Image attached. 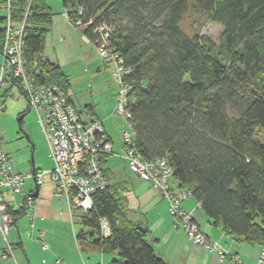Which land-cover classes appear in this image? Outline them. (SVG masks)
<instances>
[{"label": "trees", "instance_id": "trees-1", "mask_svg": "<svg viewBox=\"0 0 264 264\" xmlns=\"http://www.w3.org/2000/svg\"><path fill=\"white\" fill-rule=\"evenodd\" d=\"M63 1L69 20L80 17L90 41L100 38L97 25L109 27L110 47L127 70L121 81L129 87L128 122L140 157L164 158L170 182L189 191L218 232L264 247V0ZM11 5L15 18L26 6L32 13L24 56L29 67L38 63L37 82L68 93L67 74L42 55L50 7L45 0ZM187 12L219 22V42L188 34L181 26ZM4 21L0 15V55ZM7 81L4 97L13 85L23 93L18 81ZM121 190L109 183L92 194L91 208L73 207L81 225L77 239L114 254L106 264H168L155 253L148 228L128 218ZM23 214L13 210V221Z\"/></svg>", "mask_w": 264, "mask_h": 264}, {"label": "built area", "instance_id": "built-area-1", "mask_svg": "<svg viewBox=\"0 0 264 264\" xmlns=\"http://www.w3.org/2000/svg\"><path fill=\"white\" fill-rule=\"evenodd\" d=\"M0 9L5 10L3 23L4 34L1 45L0 60V99L7 79L18 81L28 101L29 109L37 112L40 126L47 137L50 154L53 159L51 168L22 172L14 167L11 155L0 147V235L4 241L2 257L12 254V246L8 240L9 229L13 223L12 211L24 210L32 220L35 210V198L29 194L16 201L13 196L21 191L26 179H32L36 185L43 182V175L48 174L55 184L54 195L65 196L73 207L87 210L92 207V194L109 185L101 167L102 157L112 153V143L103 130L102 121L92 116L76 102V98L65 92L55 83H39L37 77L40 68L36 61L28 66L24 56V39L31 25L32 13L28 6L22 16L15 18L11 13V0H4ZM69 8L65 7V16L70 19ZM80 13V10L77 11ZM72 23L78 27L85 24L80 17L73 18ZM100 38L92 42L99 57L106 63L114 65V75L118 76L120 91L117 95L115 112L123 115L128 121L130 113L126 109L127 84L121 79L127 73L121 66L119 55L108 42L109 27L99 24L94 28ZM10 77V78H9ZM4 108L0 100V111ZM128 125L132 128L131 123ZM121 136L124 144L123 157L139 178L147 180L153 187L161 191L168 202V210L183 227L188 237L195 244L203 245L219 259H223L228 251L221 244L209 237L202 224L190 211L181 208V202L189 195L184 188H173L171 185L172 169L164 158L143 160L134 147L133 132L123 130ZM200 206V203H197ZM100 230L103 235L109 232L108 222L100 218ZM32 224V222H31ZM45 248L46 244L41 243ZM236 264H264V247L260 248L256 261L245 262L236 255H231Z\"/></svg>", "mask_w": 264, "mask_h": 264}, {"label": "crops", "instance_id": "crops-1", "mask_svg": "<svg viewBox=\"0 0 264 264\" xmlns=\"http://www.w3.org/2000/svg\"><path fill=\"white\" fill-rule=\"evenodd\" d=\"M68 79V93L74 96V93L70 91V78ZM88 95L85 107L89 106L88 112L102 121L103 130L112 142V153L107 155L102 164L106 177L111 185L121 187L128 218L139 221L148 228L150 243L158 256L168 264H236L231 259V255H236L239 259L249 263L256 261L261 248L259 245L236 242L231 236L220 234L208 221L201 207L196 205L198 203L196 199L188 195L182 201L181 208L191 211L194 218L203 224L205 233L209 237L218 239L228 254L225 258L219 259L203 245L193 243L185 230L169 213L167 200L147 182L140 180L121 157L124 150L121 135L119 133L117 138L113 136L106 123L110 118L111 109L98 108L100 103L94 102L91 92ZM4 101L5 99L2 101L5 108ZM25 136L30 140L27 134ZM1 141L0 137V147ZM30 143L33 152L35 146L31 140ZM49 159L51 166L48 168H51L53 159L50 148ZM30 166L31 168L22 169L14 162V167L22 172L43 169L36 168L33 159L30 161ZM171 185L175 188L173 182ZM36 188L37 195L32 220L24 212L10 226L8 240L12 246V254L6 258L2 257L4 241L0 235V264H100L102 261V264H106L114 256L112 253L102 252L98 247L89 243V247L96 248L98 253L95 255L89 253L86 259L81 251L84 248L81 240L76 237L77 232L70 228L71 222L74 223L73 206L65 196L56 197L54 195L55 184L48 174L43 176V182L40 185L28 179L23 189L15 193L13 198L20 201L34 192ZM61 221L66 222L70 227H64L65 229L59 231L62 228L58 227ZM55 227L59 229L56 231ZM41 243H45L46 247L43 248Z\"/></svg>", "mask_w": 264, "mask_h": 264}, {"label": "rangeland", "instance_id": "rangeland-1", "mask_svg": "<svg viewBox=\"0 0 264 264\" xmlns=\"http://www.w3.org/2000/svg\"><path fill=\"white\" fill-rule=\"evenodd\" d=\"M45 1L52 11V21L43 37L42 55L58 62L61 69L70 78V91L74 93L75 98L80 100L76 99V102L83 108L86 98L89 96L88 93L91 92L94 102L96 104L100 103L98 108L103 110L111 109L110 118L106 123L108 130L113 133V136L117 138V135L119 133L121 135L123 130L132 132V128L128 125V121L123 115L115 112L120 84L118 76L114 75V65L104 62L97 54L94 44L84 40L80 27L73 24L65 16V4L63 0ZM4 13L5 10L0 9V15H4ZM181 26L188 34H206L215 42H219L222 25L219 22L208 20L198 13L187 12L182 18ZM8 86V83H6L3 93L7 90ZM4 99L5 108L0 111L1 148L11 155L13 163L16 162L22 169L31 168V159L34 160L36 168L48 169L51 166L49 145L44 130L38 122L37 112L34 109H30L25 113L22 112L27 108L28 101L16 85L12 86L10 93L6 97L1 96V102ZM89 113L96 117L91 112ZM26 134L35 146L33 152L31 151L30 140L25 136ZM123 154L124 150L121 157L128 164ZM132 171L139 178L137 172L133 169ZM139 179L153 187L149 181ZM25 182H28V179ZM153 188L162 197L161 191L155 187ZM33 197L35 198V196ZM73 222H71L70 227L66 222L61 221L58 227L62 228L59 231L65 229L64 227H70L77 232L81 228V225L75 215ZM58 227H55L56 231L59 229ZM220 234L223 233L220 232ZM213 239L220 243L218 239ZM81 244L84 247L81 251L86 256V259L91 253H94V255L98 253L96 248L89 247V242L86 239H82ZM221 246L224 247L222 244Z\"/></svg>", "mask_w": 264, "mask_h": 264}, {"label": "water", "instance_id": "water-1", "mask_svg": "<svg viewBox=\"0 0 264 264\" xmlns=\"http://www.w3.org/2000/svg\"><path fill=\"white\" fill-rule=\"evenodd\" d=\"M21 118V117H20ZM32 196H36L37 195V188L35 189L34 192L31 193Z\"/></svg>", "mask_w": 264, "mask_h": 264}, {"label": "bare ground", "instance_id": "bare-ground-1", "mask_svg": "<svg viewBox=\"0 0 264 264\" xmlns=\"http://www.w3.org/2000/svg\"><path fill=\"white\" fill-rule=\"evenodd\" d=\"M101 167H102V163H101ZM102 171H103V167H102ZM103 174H104V171H103ZM105 175V174H104ZM105 177H106V175H105ZM107 178V177H106Z\"/></svg>", "mask_w": 264, "mask_h": 264}]
</instances>
